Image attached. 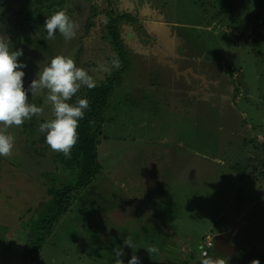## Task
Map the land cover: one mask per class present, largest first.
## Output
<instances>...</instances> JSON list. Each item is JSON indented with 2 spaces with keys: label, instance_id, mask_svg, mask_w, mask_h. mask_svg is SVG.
<instances>
[{
  "label": "rangeland",
  "instance_id": "374dc122",
  "mask_svg": "<svg viewBox=\"0 0 264 264\" xmlns=\"http://www.w3.org/2000/svg\"><path fill=\"white\" fill-rule=\"evenodd\" d=\"M7 1L8 9H0V32L8 35L12 50L23 49L24 55L18 59L27 65L22 69L25 89L57 54L74 61L76 58V65L86 69L96 85L114 71L110 57L116 53L101 38L108 0ZM134 1L111 0L120 16L119 36L130 62L121 73L120 84L108 97L107 122L97 147L101 170L51 230L42 229L44 241L34 263L114 264L113 249L119 246L124 252V264L133 253L140 258V264H199L207 242L214 234L226 232L230 252L227 257L219 255L226 264H251L253 259L264 264V25L261 23L260 29L258 25L248 27L256 20L255 16L263 21L264 0H150L151 5L146 0ZM149 6L157 10L149 11ZM19 8L20 16L12 14L13 9ZM59 9H66L68 16L79 24L74 39L66 41L58 31L55 39L47 38L44 21ZM135 9L140 11L143 23L130 16ZM258 30L263 32L256 33ZM139 45L142 51L137 56L134 53ZM187 47L194 53H189ZM100 65L109 70H101ZM220 75L237 89L233 75L235 78L240 75L243 81L245 97L230 104L241 119L243 114L245 117L244 128L238 121L239 132L216 131L217 127H225V131L232 127L227 116L231 111L228 102L215 101L223 92L216 79ZM145 79L161 92L158 96L184 106L177 110L172 107L169 112L163 110L161 98L150 100L149 90L145 89L147 96L142 97ZM87 89L81 87L77 96L83 98ZM28 96L29 102L44 109L43 114L33 116L19 128H11L16 138L12 154L0 156V169L7 174L2 179L13 182V185L0 183V198H15L20 206L11 218L20 226V237L12 239L19 242L8 239L9 248L5 250L12 255L10 264H23V254H28L32 247L26 245L28 231L23 228L30 232L31 220L49 200L46 188L63 181L53 160L56 152L39 132V124L51 117L47 94L28 93ZM69 102L74 103L75 97ZM161 112L168 113H163L167 120L159 119ZM171 125L183 131L186 143L193 142L196 146L191 144L193 151L187 146L180 151L174 146L172 150L156 145L159 150L151 155L162 163L154 170L159 179L168 168L166 164H172V157H184L178 176L183 179L181 189L175 192L171 188L170 199L167 197L165 204H160L162 210H169L165 219L170 228L169 233L162 228L158 230L160 236L156 234L153 217L148 220L134 211L135 205L129 199L133 194L138 196V191L119 188L111 176H120L122 166H132L133 162L135 165L154 162L144 150L135 149L136 139L169 128V132L174 131ZM115 135L120 138L118 143L107 146ZM26 136L33 142H23ZM253 138L258 142L248 143ZM210 154L215 155L212 160ZM28 209L31 214L26 213ZM29 217L31 220L24 222ZM9 232V227L0 224L1 241L2 234ZM38 234L36 231L30 234V241ZM128 235L133 238L132 249L122 243ZM150 246L157 247L158 252L147 253ZM208 252L215 253L213 247ZM234 252L236 257L231 260L229 256Z\"/></svg>",
  "mask_w": 264,
  "mask_h": 264
},
{
  "label": "clouds",
  "instance_id": "9594fccd",
  "mask_svg": "<svg viewBox=\"0 0 264 264\" xmlns=\"http://www.w3.org/2000/svg\"><path fill=\"white\" fill-rule=\"evenodd\" d=\"M43 27L49 40L55 39L58 31L68 41L75 38L79 24L68 16L66 9H59L46 17ZM9 44L8 35L0 32V156L12 154L16 138L10 132L11 128H19L33 116L43 114L42 107L29 102L28 93L35 96L38 92H45L51 107V117L39 124V132L44 134L45 143L52 151L62 153L66 159H70L71 150L78 141L79 121L84 118L85 110L89 107L87 98H81L77 93L81 87L94 88L96 81L86 69L78 67L73 58L57 54L50 58L38 72V78L31 80L25 89V73L22 69L27 65L18 59L24 55L23 49L12 50ZM110 65L111 68L118 69L119 58L114 56ZM99 67L103 71L109 70L104 65ZM73 97L75 102L70 103ZM122 243L131 249L135 247L131 235L126 236ZM211 247L206 248L207 252H202L199 264H226L225 259L219 255H209L208 249ZM146 252L156 253L158 248L150 246ZM113 253L114 264H124L123 249L115 247ZM127 264H140V258L134 253ZM251 264H260V261L253 259Z\"/></svg>",
  "mask_w": 264,
  "mask_h": 264
},
{
  "label": "trees",
  "instance_id": "16d2710c",
  "mask_svg": "<svg viewBox=\"0 0 264 264\" xmlns=\"http://www.w3.org/2000/svg\"><path fill=\"white\" fill-rule=\"evenodd\" d=\"M18 2L20 3V0ZM56 3L61 4L59 1H56ZM0 9H8L7 0H0ZM12 14L20 16V8L17 11L13 9ZM119 21V16L107 13L106 19L101 25V38L116 53L115 57L119 58L120 67L118 69L114 68V71L105 80L92 89L88 88L83 95V98H87L89 107L85 110L84 118L79 121L78 141L71 150V158L66 159L62 153L58 152L53 155V160L61 171L60 175L62 177L60 179H63V181L48 186L47 192L50 199L45 203L39 215L31 220L30 234L33 235L35 231L39 234L35 236L33 241H30V234L28 235L26 245L32 244V247L28 254H23V264H35V255L37 256L44 241L43 232L41 233L42 229L50 228L51 230L61 215L68 210L79 192L90 185L93 178L101 170V164L97 159V147L103 134L104 111L108 104V97L112 94L116 85L120 84L122 80L121 73L128 67L130 62L128 53L123 47L119 36ZM113 57L111 56L110 60ZM23 131L24 134H27L24 129ZM28 136L25 137L26 141L23 138V142H33L32 139L28 140ZM254 140L257 141L253 138L248 143ZM43 147L45 148V146Z\"/></svg>",
  "mask_w": 264,
  "mask_h": 264
},
{
  "label": "crops",
  "instance_id": "0c3cea01",
  "mask_svg": "<svg viewBox=\"0 0 264 264\" xmlns=\"http://www.w3.org/2000/svg\"><path fill=\"white\" fill-rule=\"evenodd\" d=\"M150 21H153V20H150ZM136 41L138 44H140L138 42L137 38H136ZM141 51H142V49L140 48V45H139L136 53H134V54L138 56ZM75 61H76V58H75ZM141 81H143V80H141ZM144 83H145L144 84V86H145L144 92L142 93L141 96L142 97L147 96L146 91L149 90V92L151 94V96H150L151 101H155V98H158V99L161 98L162 99L163 110H168L172 107H174V110H177V108L184 106L180 102L178 103L177 101H171L170 99H168L167 97H164V96H158L159 94H161V92L156 87H154V85L151 84L149 82V80L145 79ZM136 88L137 89L139 88V83L136 85ZM145 89H146V91H145ZM135 103H136V101H135ZM137 105L138 104H135V106H137ZM107 109H108V107H106V110L104 111L105 121H104L103 126H102L103 130L105 129V126H106L105 123L107 122V120H106ZM110 110H112V109H110ZM150 113L151 114L153 113L152 107L150 108ZM163 113L165 115L168 114L166 112H161V116L159 117V119L161 117H162V119L165 118ZM175 119H177V118L175 117ZM168 121H170V120H168ZM171 127H173V126L171 125ZM169 129L164 130L163 132H160L159 134L157 133L158 135L157 134H155V135L148 134L149 138H148V136L143 135V136L138 137L136 139L138 142H137V146L135 147V149L140 151V152H142V150H144L146 152L147 156L149 158H151V161H154V162H149L150 161L149 160L148 161L149 163L148 162H137L136 165L133 162L132 166L129 164L127 166H122L123 171L122 170L120 171V173H121L120 176H116V175L111 176L112 180L114 181V183L119 188H123V190L127 189V191H131V190L136 191V192L138 191L137 192L138 196L133 194L129 200H130V202L134 203V205H135L134 211L137 214H139L140 216H143L145 219H148V220H149V217L154 218V222L156 223V225H155L156 231H157L156 234H158V235H160L158 230H160L161 228L163 229L164 232L169 233L170 228L168 226V223H166V219H165L169 210L168 209L162 210L160 204H161V202H163L165 204L167 197H168V200L170 199V196L168 195V193H169V190L171 188H173V190L175 192H177L181 189V184H183L181 180H183V179H179L178 176L181 172V165H182L181 160H183L184 157L180 156V155L172 157L173 158L172 164H166L168 166V168H167V170L165 169L163 171L161 178L159 179V178L155 177L156 173L154 170L157 166L162 165V163L158 159L152 158L151 155L157 154V153H153L154 151L159 150L156 147V145H158L162 149L167 148V149H172V150H173L172 146H174V148L179 149L180 151L185 149V146H187L186 147L187 149H190L193 151V149L190 148L191 144L196 146L193 142H191V144L186 143L187 140H186L185 134L183 133L182 130L174 128V131L169 132ZM117 137H119V136H117V135L113 136L112 137L113 139H111L110 142L107 143L108 144L107 146L117 144L119 139H120ZM209 137H210V134L207 136V139H209ZM132 138L135 139V137H132ZM169 142L171 143V145H169V146L164 145V144H167ZM212 157H215V155L210 154L209 159L212 160ZM205 158H207V157H205ZM155 160H157L158 162ZM198 161H201V158H199ZM213 161H215V160H213ZM185 164L182 168L183 170H185ZM129 169H130V171H129ZM133 172H135V173H133ZM168 172H169V175H167ZM3 177H7V174L4 170L0 169V183H5V184L8 183L10 185H13L12 184L13 182L11 179H2ZM204 180H206V179H204ZM13 188L16 189L17 191L19 190L18 187L13 186ZM46 192H47V188H46ZM6 201H9L11 204L10 203L8 204V202H6ZM43 208H44V206H43ZM43 208H42V210H43ZM114 209H116V208H114ZM124 209H127V208H123V210ZM158 209L160 210V213H158V211H157ZM19 210H20V206L18 205L17 199L10 197L9 200H4L3 198H0V224H2L4 228L9 227L11 230V232H9V233H3L2 236H4V238L2 241L0 240V264H10L9 261H10L12 255H9L8 252L5 251L6 249L9 248L8 242H7L8 239H11L12 242H19L17 240H12V239L17 238L18 236L20 237V234L18 233V232H20V226L18 224H15L14 221L11 219L13 217V215L16 214L15 212H17ZM42 210H40V211H42ZM26 213L31 214V210L28 209L26 211ZM113 215H114V213L112 214V218H113ZM31 216H33V214ZM21 218H22V216H21ZM24 218H22V219H24ZM18 220L20 221V217L18 218ZM30 220L31 219L29 217L24 222H27ZM9 221H11L10 225H9ZM12 224L15 225L16 227L12 228V226H13ZM23 230L28 231V233L26 234V237H25V241H26L30 232H29V229L27 227H24Z\"/></svg>",
  "mask_w": 264,
  "mask_h": 264
},
{
  "label": "flooded vegetation",
  "instance_id": "af4514ba",
  "mask_svg": "<svg viewBox=\"0 0 264 264\" xmlns=\"http://www.w3.org/2000/svg\"><path fill=\"white\" fill-rule=\"evenodd\" d=\"M133 0H131V2H132ZM135 1H138V0H135ZM134 1V2H135ZM139 1H142V0H139ZM146 3H148V4H150L151 5V1L150 0H146L145 1ZM148 4H146V5H148ZM107 5H108V8H106V11H103L104 12V18H103V20L104 19H106V15H107V13H111L113 16H119V15H117V12H116V10H114L113 9V6H112V2H111V0H108V3H107ZM152 6H154L153 5V2H152ZM152 6H149L150 7V9L148 8V10L149 11H151L152 10V12H155L154 10H157V9H154ZM132 12H133V14H132ZM132 12H130L131 14H130V16L132 17V18H134V19H139V17L141 18V14H140V11L139 10H137V9H135L134 11H132ZM120 17V16H119ZM258 17L259 16H255V21H252V23H251V25H249L248 27H250V26H255V25H258V28L260 29V25H261V23L264 25V19H263V21H260L259 19H258ZM156 20V19H155ZM139 21L141 22V23H143V20L142 19H139ZM104 22L102 21V24H103ZM256 23V24H255ZM243 26H245L244 25V22H243ZM243 32V31H242ZM261 32H263V31H260V30H258L256 33H261ZM190 46V48H196V49H198V47H195V46H192V45H189ZM189 47H187V50L189 51V53L190 52H193L194 53V51L193 50H191ZM217 79V81H218V83L220 84V85H222V90H223V92H222V94L218 97V99L217 98H215V101L217 102V103H222L223 101H227L228 102V105H229V107H230V109H231V111L227 114V116H229L230 117V120L232 121V127L231 128H229L227 131H225V127H223V128H221V127H217V129H216V131H219V134H222V131H223V133H225V132H230V130L231 131H235V132H239L240 131V127H239V125H237L238 124V121H240V125H242L243 126V128H244V123H243V118H245L244 117V114H243V118L241 119V117H239V115L236 113V111H235V109L234 108H232V105H230V104H232L233 102L236 104V101L242 96V97H245L244 96V94H246L245 93V87H243V85H242V83H243V81H242V79L240 78V75L238 76V77H236L235 78V76L233 75V79L238 83V89L236 88V87H234V84H232V83H230V80L229 79H225L224 78V76H219V77H217L216 78ZM229 82V83H228ZM242 90V91H241ZM239 94H242V95H239ZM185 96V98L186 99H188L189 97H187V95H184ZM246 131H248V132H250L249 131V128H246L245 129ZM245 131V132H246ZM242 133H244V132H242ZM237 250V249H236ZM229 252H230V248L227 250V252H226V255H224V257H227L228 255H229ZM238 254V253H237ZM218 255H220L219 253H218ZM230 259L232 260V259H234L235 257H236V252H234V253H231L230 254Z\"/></svg>",
  "mask_w": 264,
  "mask_h": 264
},
{
  "label": "water",
  "instance_id": "95a60500",
  "mask_svg": "<svg viewBox=\"0 0 264 264\" xmlns=\"http://www.w3.org/2000/svg\"><path fill=\"white\" fill-rule=\"evenodd\" d=\"M229 236L225 232L217 233L213 235V250H214V255H218V253L221 256L226 255L227 250L231 247V243L229 241Z\"/></svg>",
  "mask_w": 264,
  "mask_h": 264
},
{
  "label": "built area",
  "instance_id": "2783aa9c",
  "mask_svg": "<svg viewBox=\"0 0 264 264\" xmlns=\"http://www.w3.org/2000/svg\"><path fill=\"white\" fill-rule=\"evenodd\" d=\"M207 245H208L207 248H209V247H211L213 245L212 239L207 242ZM203 252H207L206 249L203 250Z\"/></svg>",
  "mask_w": 264,
  "mask_h": 264
}]
</instances>
